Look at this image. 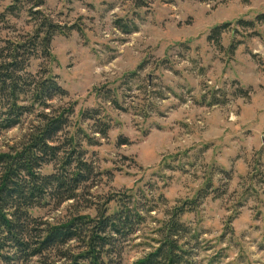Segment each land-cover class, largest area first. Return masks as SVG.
I'll return each mask as SVG.
<instances>
[{
    "label": "rangeland",
    "instance_id": "1",
    "mask_svg": "<svg viewBox=\"0 0 264 264\" xmlns=\"http://www.w3.org/2000/svg\"><path fill=\"white\" fill-rule=\"evenodd\" d=\"M13 1L0 0V47L33 29L26 3L2 21ZM43 1L66 33L31 70L52 72L69 94L56 103L77 104L70 131L98 143L82 141L95 176L80 198L32 215L60 224L131 191L146 218L121 246L119 263L133 264L159 222L194 201L182 220L197 237L195 264H264V0ZM32 119L0 134V154Z\"/></svg>",
    "mask_w": 264,
    "mask_h": 264
},
{
    "label": "trees",
    "instance_id": "2",
    "mask_svg": "<svg viewBox=\"0 0 264 264\" xmlns=\"http://www.w3.org/2000/svg\"><path fill=\"white\" fill-rule=\"evenodd\" d=\"M22 3L29 5L33 29L27 38L6 40L0 47V134L22 125L29 116L33 119L23 141L0 154V263L120 264L122 243L146 219L139 197L131 191L97 204L95 215H76L60 224L32 215L33 209L80 198L95 176L82 141L98 142L82 130L70 131L77 104L61 103L69 94L52 72L31 70L34 60L52 58L53 38L65 34L66 27L43 12V0H14L2 21L7 23V14L19 13ZM224 27H216L213 34L220 36ZM98 115L86 111L83 117L94 120ZM109 129L101 122L97 133L105 138ZM194 205V201L181 203L159 222L152 240L155 246L133 264H195L197 237L182 220Z\"/></svg>",
    "mask_w": 264,
    "mask_h": 264
}]
</instances>
